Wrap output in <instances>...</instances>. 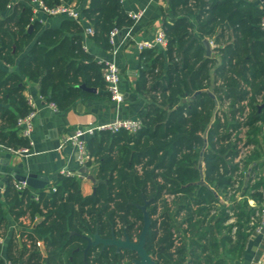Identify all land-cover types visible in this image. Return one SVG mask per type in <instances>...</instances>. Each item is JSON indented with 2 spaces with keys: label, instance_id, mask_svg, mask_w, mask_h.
Instances as JSON below:
<instances>
[{
  "label": "trees",
  "instance_id": "1",
  "mask_svg": "<svg viewBox=\"0 0 264 264\" xmlns=\"http://www.w3.org/2000/svg\"><path fill=\"white\" fill-rule=\"evenodd\" d=\"M43 1L52 7L61 0ZM166 1L167 48L145 49L141 57L136 90L149 97L140 115L142 129L136 134L99 131L88 138L92 159L87 166L97 168L91 194L83 193L76 175L59 174L43 189L19 190L11 175L0 182L5 188L0 192V264H136L137 253L129 249L101 244L87 254L84 249L96 232L109 238L113 231L118 237L126 231L138 240L144 222L138 205L146 200L152 219L146 248L155 264L238 263L257 209L249 205V187L244 191L243 183L239 197L230 194L239 164L234 162L237 139L229 129L241 127L236 116L251 92L244 124L248 141L261 144L264 101L256 98L264 93V7L251 0ZM80 10L94 28V40L105 48L114 28L133 23L122 0H89ZM85 29V23L66 16L57 27L44 25L27 0H0L1 145H28L16 125L31 111L27 80L39 82L41 94L59 110L109 97L103 64L85 48ZM205 38L216 45L210 55ZM83 84L100 91L89 92ZM215 99L219 108L208 128ZM226 102L222 120L218 111ZM258 150L245 163L256 160ZM165 193L174 195L171 204ZM26 215L31 226L22 223L9 233V216L18 221ZM174 231L180 237L175 251Z\"/></svg>",
  "mask_w": 264,
  "mask_h": 264
},
{
  "label": "crops",
  "instance_id": "2",
  "mask_svg": "<svg viewBox=\"0 0 264 264\" xmlns=\"http://www.w3.org/2000/svg\"><path fill=\"white\" fill-rule=\"evenodd\" d=\"M74 1L77 3V0ZM251 1L263 7L262 2L259 0ZM78 3L77 5L80 8L85 7L89 5V0H82L81 4ZM122 3L127 13L141 12L142 16L133 19L130 26L121 28L110 48L103 47L94 40L93 36L85 35V33L84 44L86 50L95 60L111 61L118 66L121 74L120 87L124 94V100L115 102L111 99V95L106 98L91 97L79 100L65 110H55L41 94L39 82L27 80L25 95L27 101L28 98L33 100L34 105H32V108L36 111L34 129L31 140L20 136L19 133L18 135L27 140L28 145L24 146H28L29 151L19 153L18 148L21 146H4L0 144L1 183L6 182L8 175L16 179L18 174L38 173L49 176L47 186H50L55 183L61 170L67 167L81 178L82 190L85 195L93 192L95 183L89 179L88 175L95 176L97 168L95 165L88 167L78 163L76 149L70 143L69 138L78 128L108 123L115 119L140 118L141 112L146 109L149 97L136 90L143 52L139 49L137 43L143 40H152L157 31L163 27L164 19L167 16L163 12L167 7L166 0H122ZM65 16H51L40 12L37 18L44 25L57 27ZM83 23H85V26L90 25L86 19ZM208 40L210 41V39ZM210 44L211 53H214L215 45L211 41ZM166 48L167 46L157 47L159 50H166ZM89 88L96 89L89 91L94 94L100 91L99 88L94 86ZM223 107L221 108L222 111L225 110ZM227 114L228 118L231 119L230 114L228 112ZM94 134H87V141ZM259 137L261 144H257L256 147H258L260 155L256 160L253 159L249 163H244L246 173H243L240 180V184H244L242 185L244 191H246V187H249V190L245 193H247L249 205L254 206L255 209L260 208L264 203L262 193V189L264 190V132ZM256 181L261 182L260 187L257 189L254 187ZM20 224H22L20 220L16 221L13 216H9V233L17 230ZM237 261V264H264V228L261 231L251 230L244 252L239 258L237 257Z\"/></svg>",
  "mask_w": 264,
  "mask_h": 264
},
{
  "label": "built area",
  "instance_id": "3",
  "mask_svg": "<svg viewBox=\"0 0 264 264\" xmlns=\"http://www.w3.org/2000/svg\"><path fill=\"white\" fill-rule=\"evenodd\" d=\"M27 3H29V5L32 7L36 18L40 12H43L51 16L66 15L78 22L81 21L83 22L85 19L81 13L80 8L78 7L75 1L61 0L60 3L52 7L48 6L43 0H27ZM128 16L131 17L132 19H138L142 16V13L129 12ZM261 25L264 28V17L261 21ZM119 31H120L119 28H114L109 33V39L111 43L115 42V37L119 33ZM93 33H94V28L91 25L86 26L85 35L92 36ZM167 43H168L167 35L164 28L162 27L157 31L155 37L152 40L140 41L137 43V46L139 47L140 50H145V49L156 48L158 46H167ZM211 43L213 42L211 41ZM98 62L100 64H103V72H102L103 78L106 82V88L111 95V99L115 102L123 101L124 94L121 91V87H120L121 74L118 66L111 61L99 60ZM247 89L249 90V92L251 91L249 87H247ZM250 96H251V92L249 93L247 98L242 101L241 103L242 111L239 112V114H237L236 116L238 121L242 123L241 127L239 129H233V128L229 129L233 137L237 139L238 155L236 156V158H234V162L239 164V169L235 172V176H234L235 180L232 188L230 189V193L239 194L238 190L240 187V180L243 173H245L244 170L245 160L252 154V152L256 148V145L253 142L248 141L247 133L249 127L246 124H244L246 123L248 115L251 112V108L249 105ZM256 99L259 103H262L264 101V93L258 95ZM28 103L31 106V111L24 116L18 117L16 125L20 136L31 140V135L34 129V118L36 116V111L35 109L32 108V105L34 104L31 98H28ZM228 104L229 103L226 102L223 108L226 109L228 107ZM50 105L53 107V109L55 110L58 109L56 103L50 102ZM218 116L222 120H224V112L222 110L218 111ZM142 126H143V122L140 118L115 119L108 123L90 125L86 128H78L69 138V141L76 149V159L78 163L80 165H87V163L92 159L90 151L87 147V134H94L99 131H109L111 133L128 131L129 133L136 134L142 129ZM262 126L264 130V123H262ZM18 151L19 153H26L29 151V148L28 146H21L18 148ZM137 168L141 172L143 169V165L139 164ZM60 174L67 176L75 175V173L67 167L63 168ZM13 184L19 190H23L26 187H29L26 181H19L18 179H14ZM4 189H5L4 186H2L0 183V192L3 193ZM53 189L55 190L56 188L53 187ZM262 193L264 197L263 189H262ZM165 198L167 199L169 204H171L174 195L165 193ZM36 199L38 198L36 197ZM159 210H161V207L159 208ZM229 214L231 216L229 222L231 223L235 222L236 218L234 215V211L229 210ZM158 216L159 214L156 215V217ZM20 221L28 227H30L33 222V220L29 215L20 218ZM250 225L253 226L254 229L257 231H261L264 228V203L261 205L260 208L257 209L255 214L252 216ZM235 230L236 227H234L233 231L235 232ZM178 245H180L179 233L174 231V246H173L174 251Z\"/></svg>",
  "mask_w": 264,
  "mask_h": 264
},
{
  "label": "water",
  "instance_id": "4",
  "mask_svg": "<svg viewBox=\"0 0 264 264\" xmlns=\"http://www.w3.org/2000/svg\"><path fill=\"white\" fill-rule=\"evenodd\" d=\"M262 2L263 7H264V0H259ZM204 44L207 49L208 55L211 54V44L208 39H204ZM83 88L86 89L87 91H94L96 90L95 88H89L83 85ZM213 95V93H211ZM264 107V103L260 105V109ZM218 109V100L215 99V108L213 115L211 117V121L208 125V128L211 126V124L215 120V113L216 110ZM89 179H91L94 183L97 182V179L95 178L94 175L89 174L88 175ZM16 179L19 181H26L28 185L34 189H43L49 184V176L45 174H38V173H29L27 175H16ZM149 201L146 200L144 204L138 205L139 208H141L143 212V226L139 235L138 240H132L130 236L124 232V237H118L116 236L115 232H112V236L109 238L101 237L98 232L94 234L92 237H88V243L87 246L84 249L85 254H87L88 250L92 246H96L101 244L102 247H106L107 245H114L116 249L119 251L120 249H129L132 251H135L137 253V257L133 259L134 263L136 264H155V260L153 257L149 254L147 248H146V239H147V234L149 232L152 219L150 216V212L147 209Z\"/></svg>",
  "mask_w": 264,
  "mask_h": 264
},
{
  "label": "rangeland",
  "instance_id": "5",
  "mask_svg": "<svg viewBox=\"0 0 264 264\" xmlns=\"http://www.w3.org/2000/svg\"><path fill=\"white\" fill-rule=\"evenodd\" d=\"M263 132H264V130H263ZM245 170V169H244ZM245 173H246V170H245ZM238 193L239 194H236L238 197H239V195H240V189L238 190ZM230 194H233V193H230ZM225 202H227V201H225ZM228 203V202H227ZM231 210V209H230ZM159 211H161V210H159Z\"/></svg>",
  "mask_w": 264,
  "mask_h": 264
}]
</instances>
